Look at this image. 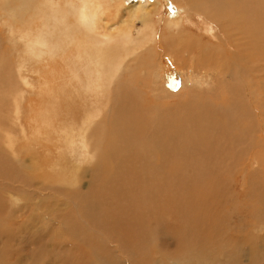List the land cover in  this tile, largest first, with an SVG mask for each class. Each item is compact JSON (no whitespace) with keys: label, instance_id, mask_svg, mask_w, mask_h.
Returning a JSON list of instances; mask_svg holds the SVG:
<instances>
[{"label":"rangeland","instance_id":"obj_1","mask_svg":"<svg viewBox=\"0 0 264 264\" xmlns=\"http://www.w3.org/2000/svg\"><path fill=\"white\" fill-rule=\"evenodd\" d=\"M133 3L134 0H123L125 7ZM175 6L172 3L173 11ZM179 8L183 11L182 7ZM0 12L5 14L1 6ZM154 12L151 14L154 26L157 27L160 22V29L166 26L168 18H174V14L163 7ZM181 13L185 14L188 22L184 25L188 41L191 36L196 39L215 33V30L204 33L202 18L200 20L195 16L191 19L190 14ZM4 20L0 19V264H264V135L259 138L257 128H252L248 135V153L244 146L231 148L233 155L236 156V152L241 154L232 156L229 162L218 166L214 164L215 167L212 162L217 163L222 158L219 154L214 156L217 152L211 146L197 147L194 144L193 149L191 142L194 143L197 138L186 143L183 135L172 137L167 131V144L174 150L166 148L162 152L159 149L162 145L159 144L160 138L149 127V118L135 115L137 108L144 104L138 99V94L146 101L153 98H148L146 93L154 89L148 86V66L145 68V65L131 63L129 69L133 70L122 74L126 75L118 79L121 83L119 87L112 86L113 91L125 92L122 94L124 98L118 99L116 93L111 96L113 103L118 102L124 107L128 118L120 115L125 119H115L113 125L100 126L102 135L113 136L124 131L126 134L127 128L131 135L128 132L129 139L113 142L114 148H126L117 166L99 168L101 159L98 152L110 144L107 147L103 144L96 152V144V147L90 145L88 150L81 145L82 130L87 122L84 120L90 107L86 99L89 98L80 96L81 91L71 89L79 84L71 75L67 77L69 71L64 63L56 69L45 65L50 67L46 70L42 66L45 69L38 73L36 69L28 68L29 60V64L34 66L36 59L27 51L28 39L20 37L19 28L13 30ZM134 27L140 29V23ZM183 41L186 42L185 39ZM197 53L194 51L187 56V69L196 68L193 62H196ZM215 53L218 58L226 59L229 69L238 67L244 70L248 67L244 61L236 63V55L231 52L216 50ZM21 59L27 62V67L19 66ZM36 65L39 66L38 63ZM183 68L180 73L186 71ZM20 71L21 76L18 75ZM249 71L246 73L253 77ZM227 73L228 79L224 84L219 81V73L212 72L211 77L199 78L197 84L194 77L186 82L184 73L185 76H178V80H182L179 86L175 85L174 92L178 98L169 99L167 96L166 100L156 102L166 107L187 99L205 100L217 106L221 104L224 112L239 118L244 110L239 105L244 78L246 81L249 79L251 84H258L259 80L247 77L242 70L240 77L236 78H230L233 72ZM80 75L88 77L86 73ZM238 77L241 80H237ZM45 81L49 84L44 87L47 93L43 91L40 94V84ZM167 86L174 89L172 84ZM261 100L264 103L262 97ZM195 105L190 103L188 106ZM111 106L112 103L102 105V112L105 113ZM165 114L167 117L172 114L171 118L174 116L173 111ZM112 116L107 117L112 119ZM94 120L89 132L101 122L100 118ZM201 128L196 127L195 131L200 132ZM89 132L85 134L90 135ZM238 132L233 130L231 137ZM192 135L189 133L190 137ZM71 139L75 147L65 144ZM253 146L260 150L255 152ZM114 148H109L110 156L114 154ZM87 152L96 158L90 159ZM254 153H262L261 165L257 164L255 156L251 157ZM192 157L212 160L204 162L211 167L201 169L196 164L187 165ZM134 158H139L140 162ZM194 158L191 163H194ZM164 159L166 164L162 165ZM94 169L97 170L95 174L100 178V185L106 184L103 194L95 200L91 183ZM121 169L123 174H119ZM115 174L120 177L110 181ZM161 177H165V183L160 189ZM9 194L18 198L19 205L8 201ZM134 195L138 203L128 209L127 205Z\"/></svg>","mask_w":264,"mask_h":264},{"label":"bare ground","instance_id":"obj_2","mask_svg":"<svg viewBox=\"0 0 264 264\" xmlns=\"http://www.w3.org/2000/svg\"><path fill=\"white\" fill-rule=\"evenodd\" d=\"M172 3L176 4L174 11ZM0 6L1 10L5 11V14L0 12V19L5 18L4 23H8L9 27L13 30L19 28V36L23 39H28L26 42L28 46L27 51L30 55L36 57L34 66L29 64L31 63L29 60L28 68L31 67L33 70L36 69L38 73L41 69H45H43L42 66L48 65L56 69L58 65L64 63L69 71L67 77L71 75V78L79 84L77 87H72L71 89L81 91L82 93L80 96L89 98L86 99L90 107L87 108L88 116L84 120V122H87L85 128L82 130L81 145L87 149L90 145L95 146L94 144H96V152V150H100L103 144L106 147L110 144L108 148L98 152L101 159L99 168L110 169L111 165L117 166V161H120L121 154L126 148H121L120 146L114 148L113 142L117 139L130 138L127 134L130 132L127 127L126 134L123 130L124 132H116L113 136H107L106 134L102 135L100 126L106 124L113 125L112 122L115 121V119H125L120 115H125L126 118H128L124 107L118 102L113 103L111 96L112 93H116L118 99L124 98L122 94L125 92H122V90L121 92L113 91L112 86L117 87L120 85L121 83L118 79H123L126 75L122 74L125 72L130 73L133 70L129 69L131 63L145 65V68L148 66L147 80L150 79V81L148 80V86L151 85V88L154 87V89L146 93L148 94L147 97L150 98V96H152L153 100L148 99V101H146L138 94V99L144 104L137 108L138 111H136L135 115L137 114L136 116L142 119L149 118V127L151 128V132H154L158 139L160 138L159 144L162 145L159 146V149L162 152H165L166 148L174 150L167 144V131L171 133L172 137L176 136L179 138V136L183 135L186 143L189 142V140L193 139L192 141H194V138H197L194 143L191 142V147H193V149H195L194 144L197 147L211 146L217 152L214 156L219 154L222 158L219 162H217L216 159L217 163H213L212 160L206 158L199 159L192 157L194 158V163H191L192 158L188 161L186 160L188 162L187 165L196 164L199 168L206 169L211 167V164L210 166L208 165V167L204 162H212L213 165L217 164L216 166H218L233 159L232 156L235 155L230 152V150H232L231 148H240L244 146L245 152L248 153L249 148H247V144L250 141L248 135L251 134L250 130L252 128H257L259 138L262 134L264 135V103L261 100V97L264 99V69L262 67L264 66V0H180L178 2L173 0H134V3L127 7L124 6L123 0H0ZM162 7L168 13H173L174 18H168L166 26L160 29L161 23L159 22L160 24L158 23V26L155 27L151 14L156 13L154 11L161 10ZM179 7H182L185 13L190 14L188 16H190L191 19L197 16V19L201 20L202 18L204 20L205 28L202 27L204 28L202 29L204 33L206 32L209 34L211 30H215V33L201 38L196 37V39L191 36L192 39L188 41V31L184 28L187 22L186 16L181 13L183 11H181ZM137 23H140V29H135L134 25ZM190 23H192V21H190ZM156 29H158L159 32ZM135 30L136 33H134ZM184 39L186 42L183 41ZM216 50L231 52L233 55L235 54L236 58L234 60L236 63L244 61L248 66L247 69L245 67L244 70L238 67L234 70L227 68L226 59L224 57L218 58L216 56L217 52L215 53ZM194 51H198L196 62H193V64L196 63V68L190 67L187 69V65H185L187 63V56L194 53ZM29 54H27V56ZM192 57L193 56H191V58ZM231 58L233 57L231 56ZM154 59L156 62L150 63L151 60L153 61ZM21 61L19 66L23 68L27 67L25 65L26 61L24 59H21ZM36 63H38L39 66H37ZM35 65L37 67H35ZM182 65L184 66L183 69H186V71L182 70L187 76L186 82H190V78L194 77V81L196 80L197 84V79H206L208 76L211 77L213 72V74H220V80L218 76L217 78L224 84L228 79V73L226 74V72H233L230 78H236V76L240 77V71L242 70V72L250 78V74L246 73L250 70L249 72L253 75L251 78L259 80V83L256 84L255 82L254 84L257 85L255 86L250 83L249 79L246 81L247 79L244 78L245 75L243 76V85L239 92L241 98L239 105L244 110L241 111L242 113L240 112L241 116L239 118H236L235 114L230 115L231 113L228 114L224 112L221 104L217 106L205 100L187 99L171 106L162 107L159 101L157 103L156 100H166L167 96H169V99L178 98V94H175L174 90L175 85L179 86L182 81L180 79L178 80V76L184 75V73L179 72L183 67ZM179 66L182 67L180 68ZM258 67L260 69H257ZM49 68L46 67V70ZM80 73H86L88 77L82 78ZM55 74L57 75L56 72ZM18 75L21 76V71ZM54 77L53 75L52 78L54 79ZM239 77L237 80L240 79ZM201 80L202 79L198 81ZM53 83H55V81ZM168 83L170 85L172 84L174 89L168 87ZM191 83L195 85L193 81ZM48 85L46 81L40 84V94L43 91L47 93L44 87H48ZM63 85L67 87L64 82ZM236 85L238 86L239 84ZM199 86L200 85H198L197 88H199ZM188 87H190V85H188ZM201 89H199V91ZM194 92L196 93V91ZM67 95L71 97L70 92H68ZM83 102H85V100H83ZM94 103L97 104V107ZM108 103H112V106L106 109L105 113L102 112L101 106L105 104L107 106ZM190 103H196V105L188 106ZM237 108H239V106ZM126 109L128 110V108ZM240 110L241 109H239V111ZM170 111L174 112L172 118V114L168 117L165 114L170 113ZM233 112L235 113L234 110ZM144 114H148V116ZM111 115H114L112 119L107 117ZM95 118H100L101 122L95 124L97 127H94L92 132H89L90 126L93 121L95 122ZM131 119H133V117ZM200 126H202L200 132L195 131L197 130L196 127ZM235 129L239 132L233 135L232 138L231 134ZM87 132H89L90 135L85 134ZM188 132L193 135L190 137ZM229 133L230 135H227ZM236 136H239L240 139H235ZM72 141L73 139L68 140L65 144L73 146L71 143ZM105 142H107V144ZM134 144L136 145L135 142ZM109 148H114V154H111V156L108 153ZM254 149L255 152H258L259 148L254 147ZM213 153L214 152H212V154ZM87 154L90 159L96 158V156L90 152H87ZM239 154L241 153L236 152V156ZM81 155L82 154H80V156ZM185 155L188 157L190 156L187 152ZM253 156H255L257 164H260V160L263 156L262 153H254L251 157ZM134 159L136 162H140L139 158ZM164 164H166V159L162 162V165ZM19 165L21 166L20 163ZM11 167L14 168L15 165ZM213 167H215V165ZM260 168L263 167L261 166ZM96 171V169L92 170L91 175L93 200H95V198H100L106 185H100V178L95 174ZM123 172L124 171L121 169L119 174H123ZM203 172L207 173L205 171ZM118 177H116L115 174L110 181ZM159 177L160 175L158 174V178ZM164 178L165 177L160 178L161 184H158L160 189L165 183ZM244 179L246 178L244 177ZM153 189L157 191L160 190L157 187ZM9 200L13 203L19 202L18 198L10 194L8 196V201ZM136 200L137 198L134 195V198L131 200L130 204L127 205V208H132L133 204H137L138 202H136ZM186 212H188V210Z\"/></svg>","mask_w":264,"mask_h":264}]
</instances>
